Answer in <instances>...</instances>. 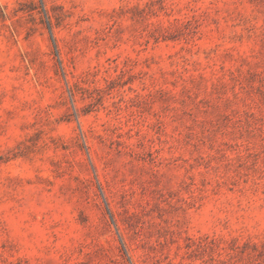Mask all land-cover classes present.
I'll return each mask as SVG.
<instances>
[{
    "label": "rangeland",
    "instance_id": "rangeland-1",
    "mask_svg": "<svg viewBox=\"0 0 264 264\" xmlns=\"http://www.w3.org/2000/svg\"><path fill=\"white\" fill-rule=\"evenodd\" d=\"M0 264H264V0H0Z\"/></svg>",
    "mask_w": 264,
    "mask_h": 264
}]
</instances>
